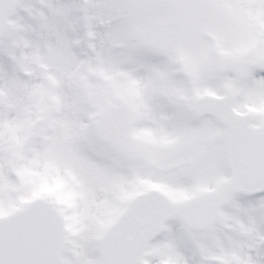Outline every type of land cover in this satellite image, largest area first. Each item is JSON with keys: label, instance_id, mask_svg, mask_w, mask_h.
Instances as JSON below:
<instances>
[{"label": "snow or ice", "instance_id": "6c2138e0", "mask_svg": "<svg viewBox=\"0 0 264 264\" xmlns=\"http://www.w3.org/2000/svg\"><path fill=\"white\" fill-rule=\"evenodd\" d=\"M0 264H264V0H0Z\"/></svg>", "mask_w": 264, "mask_h": 264}]
</instances>
